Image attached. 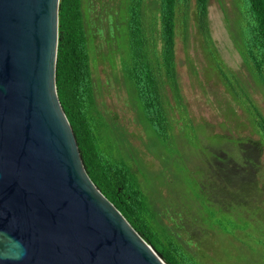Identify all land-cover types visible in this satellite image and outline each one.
I'll return each mask as SVG.
<instances>
[{"label":"rangeland","instance_id":"rangeland-1","mask_svg":"<svg viewBox=\"0 0 264 264\" xmlns=\"http://www.w3.org/2000/svg\"><path fill=\"white\" fill-rule=\"evenodd\" d=\"M159 3L145 0L148 27L160 15ZM86 5L95 34L98 147L110 160L127 165L195 264H264V151L255 165L238 162L237 141L248 134L241 129L248 115L220 80L207 76L208 62L194 33L187 43L184 36L178 39L181 97L167 89L173 133L164 141L144 117L122 70L123 16L130 0H86ZM239 6L240 0H210L212 36L225 64L264 114V84L249 73L228 27ZM225 155L231 162L219 159Z\"/></svg>","mask_w":264,"mask_h":264},{"label":"water","instance_id":"water-1","mask_svg":"<svg viewBox=\"0 0 264 264\" xmlns=\"http://www.w3.org/2000/svg\"><path fill=\"white\" fill-rule=\"evenodd\" d=\"M61 0H0V264H168L91 179L58 92Z\"/></svg>","mask_w":264,"mask_h":264},{"label":"trees","instance_id":"trees-1","mask_svg":"<svg viewBox=\"0 0 264 264\" xmlns=\"http://www.w3.org/2000/svg\"><path fill=\"white\" fill-rule=\"evenodd\" d=\"M159 4L160 15L149 27L143 14L145 0H130L123 16L126 49L122 70L134 86L144 117L160 139H170L173 119L167 89L180 99L178 39L184 36L187 43L193 32L208 62L207 76L220 80L236 97L243 114L248 115L241 128L248 134L240 135L237 141L238 162L248 167L255 165L254 160L264 151V114L253 103L241 77L227 67L215 45L210 27V0H160ZM84 23L83 0H61L58 92L88 173L101 192L168 264H195L194 255L172 229L163 224L127 165L110 160L98 147L94 121L99 113L92 51ZM228 27L249 73L264 84V0H240L234 23H229ZM225 156L218 158L231 162Z\"/></svg>","mask_w":264,"mask_h":264},{"label":"flooded vegetation","instance_id":"flooded-vegetation-1","mask_svg":"<svg viewBox=\"0 0 264 264\" xmlns=\"http://www.w3.org/2000/svg\"><path fill=\"white\" fill-rule=\"evenodd\" d=\"M83 10H84V17H85V23H84V28L86 32L88 33V41H89V47L91 51H93V46L95 43V34L92 33L91 30V24L89 23V10L86 5V0H83Z\"/></svg>","mask_w":264,"mask_h":264}]
</instances>
